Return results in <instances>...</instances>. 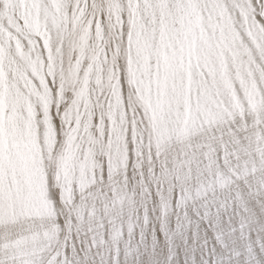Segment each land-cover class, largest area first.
<instances>
[{
  "label": "snow or ice",
  "instance_id": "obj_1",
  "mask_svg": "<svg viewBox=\"0 0 264 264\" xmlns=\"http://www.w3.org/2000/svg\"><path fill=\"white\" fill-rule=\"evenodd\" d=\"M0 264H264V0H0Z\"/></svg>",
  "mask_w": 264,
  "mask_h": 264
}]
</instances>
